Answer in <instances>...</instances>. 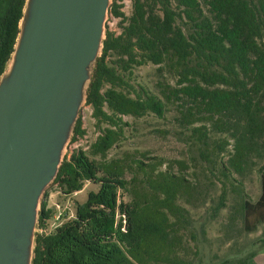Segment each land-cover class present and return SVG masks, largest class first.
I'll list each match as a JSON object with an SVG mask.
<instances>
[{
	"label": "trees",
	"instance_id": "16d2710c",
	"mask_svg": "<svg viewBox=\"0 0 264 264\" xmlns=\"http://www.w3.org/2000/svg\"><path fill=\"white\" fill-rule=\"evenodd\" d=\"M23 4L0 0V74L13 49ZM121 8L113 0L109 13L119 18L120 32H106L86 99L100 134L89 155L75 147L65 156L53 181L64 194L80 191L85 182L98 190L76 204L73 219L37 234L33 264H191L179 255L189 214L177 202H189L195 191L183 173L188 165L181 160L165 164L157 157L133 159V165L124 158L107 159L128 125L124 116L162 117L165 105L175 104L183 126L201 123L192 130L203 146L210 122L233 139L222 170L226 179L231 172L244 177L252 156L264 148V0H131L128 16ZM148 63L175 79L173 85L158 83L162 99L130 82L133 68ZM83 133L78 118L71 140ZM227 145L221 140L216 149L220 153ZM261 185L255 203L242 195L238 203L247 231L264 222V175ZM51 212L42 200L39 227Z\"/></svg>",
	"mask_w": 264,
	"mask_h": 264
},
{
	"label": "water",
	"instance_id": "95a60500",
	"mask_svg": "<svg viewBox=\"0 0 264 264\" xmlns=\"http://www.w3.org/2000/svg\"><path fill=\"white\" fill-rule=\"evenodd\" d=\"M111 0H24L0 74V264H33L39 211L101 56Z\"/></svg>",
	"mask_w": 264,
	"mask_h": 264
},
{
	"label": "rangeland",
	"instance_id": "374dc122",
	"mask_svg": "<svg viewBox=\"0 0 264 264\" xmlns=\"http://www.w3.org/2000/svg\"><path fill=\"white\" fill-rule=\"evenodd\" d=\"M111 2L113 3V0ZM117 3L122 4L121 10L125 15L131 13V0H117ZM105 30L118 34L119 18L108 13ZM129 79L131 83L143 85L161 99L158 83L167 82L173 85L175 82V79L160 70L158 65L151 63L133 68ZM91 113V106L84 103L79 111L84 133L71 140L66 147L65 156L68 157L75 147L81 148L89 155L90 144L100 134ZM179 116L176 105L169 103L165 105L162 117L154 113H147L139 118L124 116L123 120L128 125L124 128L122 138L108 151L106 158H124L130 164L133 159L151 162L154 161L153 157L162 158L165 164L173 160L184 161L188 168L183 173L194 184L195 191L189 202H185L184 198L177 201L189 214L188 230L184 232L179 255L191 264H236L244 258L250 260L264 252V222L257 223L253 231L245 230L237 212L238 203L241 195L251 204L261 195L264 148H259L252 156L244 177L231 172L226 179L222 170L226 159L233 152V139L226 133L212 129L211 123L207 122L209 138L208 144L203 146L192 130L201 123L183 126ZM221 140H227L228 145L219 153L216 144ZM140 152H145L147 157H141ZM173 171L179 173L181 169L174 164ZM129 177L131 174L127 173V178ZM222 183H225L224 194ZM97 190L98 185L85 182L80 191L64 194L56 183L50 184L42 200H45L46 208L52 210L51 216L43 226L38 227L37 234L41 233V228L50 233L63 222L73 219L76 204L84 202L89 191ZM124 199L129 198L125 195ZM232 217L234 219H231ZM189 232H192V235Z\"/></svg>",
	"mask_w": 264,
	"mask_h": 264
},
{
	"label": "crops",
	"instance_id": "0c3cea01",
	"mask_svg": "<svg viewBox=\"0 0 264 264\" xmlns=\"http://www.w3.org/2000/svg\"><path fill=\"white\" fill-rule=\"evenodd\" d=\"M247 264H264V252H261L248 260Z\"/></svg>",
	"mask_w": 264,
	"mask_h": 264
},
{
	"label": "built area",
	"instance_id": "2783aa9c",
	"mask_svg": "<svg viewBox=\"0 0 264 264\" xmlns=\"http://www.w3.org/2000/svg\"><path fill=\"white\" fill-rule=\"evenodd\" d=\"M42 231H43L44 233H43ZM40 232H41V233H39V234H48V233H46L45 228H41V229H40Z\"/></svg>",
	"mask_w": 264,
	"mask_h": 264
}]
</instances>
